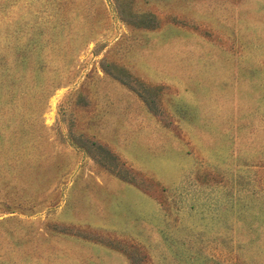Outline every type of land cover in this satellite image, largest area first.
<instances>
[{"label":"rangeland","instance_id":"374dc122","mask_svg":"<svg viewBox=\"0 0 264 264\" xmlns=\"http://www.w3.org/2000/svg\"><path fill=\"white\" fill-rule=\"evenodd\" d=\"M0 264H264V0H0Z\"/></svg>","mask_w":264,"mask_h":264},{"label":"crops","instance_id":"0c3cea01","mask_svg":"<svg viewBox=\"0 0 264 264\" xmlns=\"http://www.w3.org/2000/svg\"><path fill=\"white\" fill-rule=\"evenodd\" d=\"M115 188H117V189H118V188H119V186H115Z\"/></svg>","mask_w":264,"mask_h":264}]
</instances>
